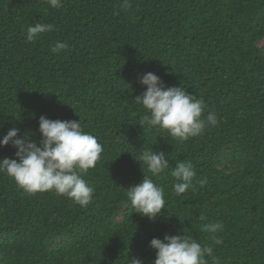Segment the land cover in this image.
<instances>
[{"label":"trees","instance_id":"trees-1","mask_svg":"<svg viewBox=\"0 0 264 264\" xmlns=\"http://www.w3.org/2000/svg\"><path fill=\"white\" fill-rule=\"evenodd\" d=\"M129 3L0 0V138L16 127L38 142L44 116L79 120L104 149L81 174L94 188L86 207L54 190L26 193L0 172V264H152L149 242L166 234L211 246L218 264H264V0ZM38 22L53 30L28 42ZM57 42L66 48L54 53ZM147 72L202 99L204 117L218 123L187 140L148 127L134 100ZM151 148L169 162L157 176L135 160ZM15 152L0 147V159ZM180 161L197 175L177 195L171 171ZM143 175L164 188L154 220L126 195ZM212 224L223 228L207 231Z\"/></svg>","mask_w":264,"mask_h":264},{"label":"clouds","instance_id":"clouds-1","mask_svg":"<svg viewBox=\"0 0 264 264\" xmlns=\"http://www.w3.org/2000/svg\"><path fill=\"white\" fill-rule=\"evenodd\" d=\"M48 4L51 8H60L62 0H48ZM122 6L130 7L129 0H123ZM52 30V24L38 22L27 29L26 40L32 42L40 34ZM64 48L66 44L57 42L51 51L57 53ZM140 83L146 90L134 100L146 109L143 123L148 127L158 126L167 130L170 137L187 140L201 134L207 125L218 123L214 113L204 117V101L189 94L185 88L166 87L153 72L144 73ZM38 125V142L29 139L28 133L18 135L16 127L0 138V147L10 144L16 149V159H0V172L10 176L26 193L54 190L86 207L93 200L94 188L81 174L95 167L104 151L103 146L94 135L82 129L79 120H51L41 116ZM135 160L146 165L153 176L169 167L167 154L152 148L143 151ZM196 175L191 161L178 162L171 171L176 181L173 185L175 193L186 192ZM206 183V180L200 181L202 186ZM126 195L135 212L149 220L158 217L166 206L164 188L144 175L139 183L127 188ZM222 228V224L206 225V230L212 233ZM215 243L219 244L221 240L216 238ZM149 247L155 251L152 264H208L206 256L212 257L213 264H218L211 246H203L186 234L153 238ZM127 264H143V260L133 258L130 262L127 260Z\"/></svg>","mask_w":264,"mask_h":264},{"label":"rangeland","instance_id":"rangeland-1","mask_svg":"<svg viewBox=\"0 0 264 264\" xmlns=\"http://www.w3.org/2000/svg\"><path fill=\"white\" fill-rule=\"evenodd\" d=\"M261 46L264 48V42L261 44Z\"/></svg>","mask_w":264,"mask_h":264}]
</instances>
